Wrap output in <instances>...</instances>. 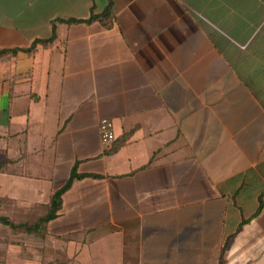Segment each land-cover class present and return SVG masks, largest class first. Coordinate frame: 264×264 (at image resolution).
I'll return each mask as SVG.
<instances>
[{
    "label": "crops",
    "instance_id": "1",
    "mask_svg": "<svg viewBox=\"0 0 264 264\" xmlns=\"http://www.w3.org/2000/svg\"><path fill=\"white\" fill-rule=\"evenodd\" d=\"M4 49L0 212L86 176L0 264H264V0H0Z\"/></svg>",
    "mask_w": 264,
    "mask_h": 264
},
{
    "label": "trees",
    "instance_id": "2",
    "mask_svg": "<svg viewBox=\"0 0 264 264\" xmlns=\"http://www.w3.org/2000/svg\"><path fill=\"white\" fill-rule=\"evenodd\" d=\"M110 15H111V4H108V6L106 7L103 13L98 14V15L93 14L90 19L85 20V21L88 22L98 17L107 18ZM70 21H81V20L72 19ZM55 38L56 36L54 35L48 40L36 41V43L33 44L31 49H28V50L31 51L33 48H35V45L39 42L51 43ZM18 50L19 49L0 50V57L5 54L16 53ZM84 176L86 175L79 173L77 171V167L75 166L66 184L53 193L51 197V202H50V205H49V208L46 214L41 215L39 217H35L34 219H31V220L22 219L21 221H19V219L12 218L11 216L5 215L0 212V224L10 228L11 233H34V234L44 235V233L46 232L45 229H46L47 223L53 220L54 218H56L58 215V212L62 208V197L64 193L72 186V184L74 183L76 179H80ZM1 203L2 202L0 201V205ZM262 206H263V201L260 200V205H259L257 212L261 211ZM224 251H225V247L222 249L219 264H223Z\"/></svg>",
    "mask_w": 264,
    "mask_h": 264
},
{
    "label": "built area",
    "instance_id": "3",
    "mask_svg": "<svg viewBox=\"0 0 264 264\" xmlns=\"http://www.w3.org/2000/svg\"><path fill=\"white\" fill-rule=\"evenodd\" d=\"M100 138L105 146H111L116 139L114 122L109 118H103L99 125Z\"/></svg>",
    "mask_w": 264,
    "mask_h": 264
},
{
    "label": "rangeland",
    "instance_id": "4",
    "mask_svg": "<svg viewBox=\"0 0 264 264\" xmlns=\"http://www.w3.org/2000/svg\"><path fill=\"white\" fill-rule=\"evenodd\" d=\"M10 233H11L10 228L0 224V239L3 238L4 236L9 237ZM2 255L3 254H1V251H0V256H2Z\"/></svg>",
    "mask_w": 264,
    "mask_h": 264
}]
</instances>
